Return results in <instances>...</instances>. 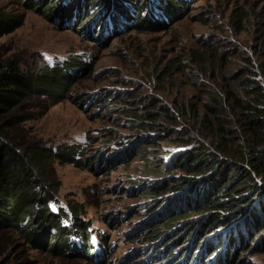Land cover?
<instances>
[{"label": "rangeland", "instance_id": "1", "mask_svg": "<svg viewBox=\"0 0 264 264\" xmlns=\"http://www.w3.org/2000/svg\"><path fill=\"white\" fill-rule=\"evenodd\" d=\"M58 3L64 0H0V11L22 19L0 38V64L16 60L35 75L54 63L85 59L86 64L70 72L68 97L61 102L38 96L19 107L14 113L27 119L14 130L28 143L54 151L80 146L88 168L48 161L50 190L58 201L52 205L76 208L94 234L107 237V264H164L154 254L188 247L216 211H203L202 195L185 196L188 185L179 192L172 188L180 179L198 178L182 159L193 156V162L204 151L214 161H239L237 146L251 138L250 116L239 114L231 93L246 98L240 79L246 67L264 83V0L184 1L173 5L169 24L135 21L104 42L86 38L87 24L80 21L75 30L58 26L54 10L45 12ZM90 9L88 18L101 15L96 5ZM215 122L233 132L232 141ZM220 166V174L227 173ZM173 217L168 227L165 221ZM25 231L0 230V264H96L71 251L58 255L41 240L44 233ZM222 233L202 230L193 255L211 234L224 248ZM244 245L232 252L230 264H264V232L255 231ZM220 247L202 253V260L218 264ZM187 253L176 255L181 264Z\"/></svg>", "mask_w": 264, "mask_h": 264}, {"label": "trees", "instance_id": "2", "mask_svg": "<svg viewBox=\"0 0 264 264\" xmlns=\"http://www.w3.org/2000/svg\"><path fill=\"white\" fill-rule=\"evenodd\" d=\"M70 1L64 0V4L50 6L45 12L54 10L56 23L62 28L75 30L79 21L87 24L83 28L84 36L104 42L132 26L135 21L139 24H151L153 27L169 24L175 15L173 5L180 7L184 1L191 0H181L180 3L167 0H123V3L120 0H92L89 4L87 0H72L68 5ZM95 5L101 15L88 18L90 8ZM21 21V17L16 18L0 11V38L17 29ZM109 24L112 28L108 29V33L105 30L101 32ZM84 60L46 65L36 75L24 71L16 60L0 64V230L10 227L20 232L28 230L38 235L44 233L41 240H47L50 250L58 255L71 251V256L78 255L96 264H107L105 261L109 251L103 244L107 237L101 233L94 234L91 223L84 220L76 208L62 205L54 208L52 205L58 201L56 194L50 190L53 171L50 174L48 161L59 160L80 168H88L86 158L81 156L80 146L65 144L60 150L54 151L28 143L26 138L20 137L14 130L20 122L27 119V116H18L14 112L33 97L44 96L52 104L67 98L69 80L73 76L71 73L77 74L74 72H77L80 64L86 65ZM250 72L246 67L240 74L246 98L231 93L233 103L242 108L239 114L250 116L246 126L251 138H243L244 144L237 146L239 161L227 158H217L214 161L204 151L198 158L195 156L193 162V156H186L182 159L186 170L198 174V178L191 182L183 178L172 183V188L177 192L188 185L185 196L202 195L203 211L216 210L203 220L202 230L209 233L219 228L223 231L219 239L225 237V247L222 248V242H215V237L211 234L208 241L202 243L201 252L194 256L192 244L202 233L198 228L200 231L197 230L191 244L178 250H182V253L188 251L185 260H182L185 264H207L214 258L205 262L202 260V253L219 245L222 256L217 263L230 264L234 256L232 252L245 247L244 244L253 237L255 231L264 232V83L254 80ZM217 124L215 122L212 126L219 127L221 133L230 134L229 139L232 141L233 132L226 130L224 124ZM219 163L225 165L227 173L222 171L220 174L222 167H218ZM212 171L216 174L215 178L209 175ZM246 187L251 190L244 192ZM173 221L174 217L167 219L165 224L171 227ZM240 223L243 230L239 228ZM196 229L197 227L195 231ZM170 250L168 247L162 254H156L159 258H165L164 264H172L168 258L176 255H169ZM174 262L181 264L180 260Z\"/></svg>", "mask_w": 264, "mask_h": 264}, {"label": "bare ground", "instance_id": "3", "mask_svg": "<svg viewBox=\"0 0 264 264\" xmlns=\"http://www.w3.org/2000/svg\"><path fill=\"white\" fill-rule=\"evenodd\" d=\"M183 250H184V249H183ZM175 254L178 255V256L181 255V254H182V250H181V251H177V253H175ZM154 255H155L156 257H158V255H156V254H154ZM176 255L174 256V258H171V259L168 260V261H172V263H175V262H174L175 260H176V261L180 260V258L177 259L178 256H176ZM192 255H193V254H192ZM158 258H159V257H158ZM173 259H174V260H173ZM149 260H150V259H149ZM180 261H181V260H180ZM153 262H154V261H149V264H152ZM165 263H166V262H165ZM182 263L185 264L184 261H183ZM156 264H157V262H156Z\"/></svg>", "mask_w": 264, "mask_h": 264}]
</instances>
